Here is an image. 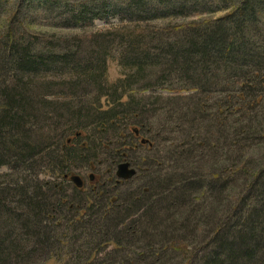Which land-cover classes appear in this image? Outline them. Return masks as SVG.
Listing matches in <instances>:
<instances>
[{"label":"trees","instance_id":"trees-1","mask_svg":"<svg viewBox=\"0 0 264 264\" xmlns=\"http://www.w3.org/2000/svg\"><path fill=\"white\" fill-rule=\"evenodd\" d=\"M69 1L0 0V168L13 172L0 174V264H264V0ZM61 4L80 32L41 40L22 12ZM121 15L118 31L85 34ZM167 16L193 18L151 24ZM157 85L161 101L139 97ZM124 161L140 185L123 194ZM81 167L99 178L72 185Z\"/></svg>","mask_w":264,"mask_h":264},{"label":"rangeland","instance_id":"rangeland-1","mask_svg":"<svg viewBox=\"0 0 264 264\" xmlns=\"http://www.w3.org/2000/svg\"><path fill=\"white\" fill-rule=\"evenodd\" d=\"M74 1H78V0H74ZM206 1L208 2L206 4H211V6H212L211 10L213 8H216V6H215V5H217V4H215L216 0H206ZM85 2L89 3L88 1H85ZM163 2H164V4H162V5L159 4L158 5L154 1H148L146 3L145 10L147 12H151V11L152 12H167L170 9L177 8L178 5L181 4V0H163ZM192 2H194V0H190L189 1L190 4H192ZM69 3L72 4L73 7L77 8V4L78 3L73 2V0H70ZM95 5L99 6V1H96ZM119 5L120 6H126L127 4H124L121 0H110L108 2V5H107L108 7H105V9L110 11L112 9V7L115 8L116 6H119ZM57 10H58V14L53 15V16H49L47 13H45V11L43 9L37 11L36 8H33L32 10H30L31 12L28 11V10H26V11L24 10L22 12V15H24V13H26V14H30L34 18L38 17V25L36 26V28L39 29V32L37 33V35H38V37H40L41 40L46 39V38L47 39L50 38V36L52 34H57L59 36H64L66 34H72V33H76L77 34V33H79L80 32L79 30H70V29L67 30V28L63 25V23L66 22L69 10L67 12V9L65 8V6L63 4L59 5V7H57ZM96 11H99V10H96ZM220 12L221 11L212 12V11L208 10V13H203L204 15H207V16H203V18H208V19L209 18H211V19L215 18L217 15L220 14ZM122 18H123V15H121V18H119L117 16L116 17L110 16L109 19H107V20H95L94 19L91 22L90 26H86L83 29L85 30V32H86L85 34L86 35L90 34V33H94V32L104 33V32H107V31H118L120 26H121V23H127V21L123 20ZM191 18H193V16L192 17L182 16V17H179V19L175 18V17H172V16H167V17H165V18H163L161 20H157L155 22L152 21L151 24L158 25V27H164L166 25L175 26V25H178L180 22H189L188 20H190ZM136 25H138V24H136L134 22L133 24H130L128 27L133 28ZM43 32H48V35H46ZM82 45H83V48H81L80 57L83 59V58H85V53H86V49L85 48H87L88 44H85V46H84V43H82ZM113 54H114V56L111 57L108 60V63H107L108 79L111 82L115 81L123 73V71L121 72L120 63H119V61L117 59L118 58L117 52H115ZM47 76L51 77L53 75L48 74ZM137 91L138 92H141V91L143 92L142 95L139 96V97H142L144 95L145 96H151L152 97L151 99L154 100V101L155 100H159L160 98H158V97L163 96V95L168 93V91L165 88H161V86H158V85L155 86L154 88H151V89L140 88V89H137ZM58 95H60V91L54 90V94L47 95V98L52 99L53 97L58 96ZM159 101H161V99ZM159 117H160V120H161V116L160 115H159ZM167 134H168L167 132L163 133V136H165L164 140L167 138L166 137ZM171 136H169V137H171ZM170 145L172 146L173 144H170ZM168 148H169V142H167V141H163L161 143L158 142V149L160 150L159 151L160 155L164 156L165 152L168 151ZM144 156H145L144 154H140V158H143ZM159 161L162 162V160H159ZM163 162L164 163L166 162L165 158H163ZM129 163H131V162H129ZM130 165L132 166V163ZM102 166H101V170H103ZM132 167L135 170V174L132 175L131 177H129L126 180L127 183L122 182V185L119 187L122 190L123 194L129 192L130 190H132L135 187H138L140 185L138 183L139 174L136 171L135 167L134 166H132ZM139 167H141V166H139ZM164 167H166V165H164ZM136 168H137V166H136ZM6 173H13V172L7 167L0 168V174H6ZM100 173H101V171L98 172V171H95V169L86 170L85 168L82 169V167H81V169L73 171L71 173V175H78L81 178L82 182L84 183L85 187H87V186H90V184L92 182V180H90L89 176L92 174V175L95 176V178H97V177L99 178ZM39 177L41 179H51L52 180L51 176H49L48 174L47 175L46 174H40ZM119 180L125 181V180H123L121 178H119ZM70 182L72 183V185H75V182L73 180H70ZM203 192H205V190ZM209 193H210V191L208 192V194L206 192L205 195L209 196ZM113 194H114V192H113ZM205 198H203V200H207ZM208 201H210V200H208ZM210 203H211V201H210ZM120 204H121V202H120ZM203 229L206 230L209 233L210 230H211V227H203ZM203 238L197 237L198 243H196L195 246H193V247L191 246V247L195 248V247L199 246L200 249L202 247H205V245L208 244L209 241L203 244L202 242L205 241V239H206L205 237H203ZM208 246H210V245L208 244ZM85 247H86V245L82 244V248H85ZM111 249H112V247L109 246V247H107V249L105 251L108 252ZM208 249H211V247H209ZM204 250H206V249H204ZM105 258L106 257L104 255V253L99 256V259L101 260V262H102V260L105 261ZM177 263L180 264L181 261L179 260ZM186 263H187V261L186 262H182L181 264H186Z\"/></svg>","mask_w":264,"mask_h":264},{"label":"water","instance_id":"water-1","mask_svg":"<svg viewBox=\"0 0 264 264\" xmlns=\"http://www.w3.org/2000/svg\"><path fill=\"white\" fill-rule=\"evenodd\" d=\"M134 174L135 170L133 169V167H131L129 162L124 161L118 164L116 169V175L118 178L128 179ZM71 180H73L75 182V185L78 187H81L83 185V182L78 175H72Z\"/></svg>","mask_w":264,"mask_h":264},{"label":"flooded vegetation","instance_id":"flooded-vegetation-1","mask_svg":"<svg viewBox=\"0 0 264 264\" xmlns=\"http://www.w3.org/2000/svg\"><path fill=\"white\" fill-rule=\"evenodd\" d=\"M92 180V179H91Z\"/></svg>","mask_w":264,"mask_h":264}]
</instances>
